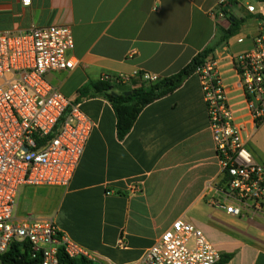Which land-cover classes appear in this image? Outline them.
<instances>
[{"label":"crops","instance_id":"1","mask_svg":"<svg viewBox=\"0 0 264 264\" xmlns=\"http://www.w3.org/2000/svg\"><path fill=\"white\" fill-rule=\"evenodd\" d=\"M220 0H0V32L67 26L75 68L49 81L92 120L94 127L67 187L19 191L14 215L51 219L98 264H136L161 235L185 219L201 229L226 264H264V215L235 218L215 205L222 199V165L197 73L171 94L147 105L118 138L117 118L103 96L80 90L104 76L130 79L177 74L221 40L230 17L237 34L214 51L246 147L264 164V123L255 127L233 57L250 50L264 5L236 4L216 17ZM254 4L257 14L249 13ZM209 183L214 188L208 189ZM25 199V200H24Z\"/></svg>","mask_w":264,"mask_h":264},{"label":"built area","instance_id":"2","mask_svg":"<svg viewBox=\"0 0 264 264\" xmlns=\"http://www.w3.org/2000/svg\"><path fill=\"white\" fill-rule=\"evenodd\" d=\"M246 0H220L216 17ZM29 6L32 0H22ZM249 13L257 14L254 4ZM75 47L67 26H33L18 33L0 32V264L12 244L28 245L22 264H59V249L71 258L91 254L61 232L51 219L14 215L21 186L67 187L84 154L94 124L79 103L66 98L48 79L75 68ZM251 118L264 123V19L259 18L253 47L233 57ZM209 57L197 70L216 150L222 165V199L215 205L235 218L264 215V164L246 147L242 130L219 69ZM156 82V76L144 73ZM103 78H108L104 76ZM110 78V77H109ZM127 83V78H117ZM208 189L214 188L209 183ZM221 254L201 229L185 219L175 221L136 264H217Z\"/></svg>","mask_w":264,"mask_h":264},{"label":"trees","instance_id":"3","mask_svg":"<svg viewBox=\"0 0 264 264\" xmlns=\"http://www.w3.org/2000/svg\"><path fill=\"white\" fill-rule=\"evenodd\" d=\"M254 1L264 5V0ZM225 14L228 16L229 11H226ZM259 18L264 19V14L260 15ZM242 23V19L231 16L229 28L227 30L221 29L220 42L200 52L177 74L159 79L156 82L145 80L143 74H138L130 79L131 83L128 88H124L125 83L119 79L102 78L82 88L80 94L85 98L96 95L103 96L111 103L117 118L118 138L123 139L131 131L138 116L147 105L178 89L188 77L197 72L209 57L214 56L216 48L239 32ZM149 87H151L150 91L147 90ZM126 92L132 93L125 95ZM28 256V245L25 244L24 250H22L21 245L14 243L4 256V260L11 264H16L20 258H24L26 263ZM232 257V254L222 256L217 264H226ZM58 258L59 264H98L85 257L71 258L65 253L63 248L59 249Z\"/></svg>","mask_w":264,"mask_h":264},{"label":"rangeland","instance_id":"4","mask_svg":"<svg viewBox=\"0 0 264 264\" xmlns=\"http://www.w3.org/2000/svg\"><path fill=\"white\" fill-rule=\"evenodd\" d=\"M32 188L34 189V188H40V187L21 186L20 189H19V191H21V193L24 191V195L22 197L23 198H26L27 193L30 192L31 190H33Z\"/></svg>","mask_w":264,"mask_h":264},{"label":"water","instance_id":"5","mask_svg":"<svg viewBox=\"0 0 264 264\" xmlns=\"http://www.w3.org/2000/svg\"><path fill=\"white\" fill-rule=\"evenodd\" d=\"M148 91H150L151 90V87H149L148 89H147ZM132 92H126L125 93V95H130ZM22 260H20V261H18L16 264H22Z\"/></svg>","mask_w":264,"mask_h":264}]
</instances>
